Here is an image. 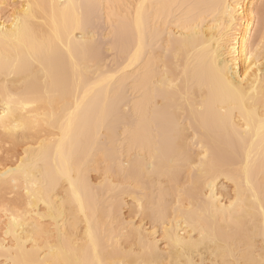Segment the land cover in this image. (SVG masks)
I'll return each instance as SVG.
<instances>
[{"label": "bare ground", "instance_id": "6f19581e", "mask_svg": "<svg viewBox=\"0 0 264 264\" xmlns=\"http://www.w3.org/2000/svg\"><path fill=\"white\" fill-rule=\"evenodd\" d=\"M12 4L43 7L34 10L32 34H12L11 12L0 11V28H8L7 36L0 33V112L5 110V80L14 93L30 87L25 78L11 75L17 61L27 58L25 45L31 47L45 37L55 41L59 35L60 68L69 78L74 76V89L79 87L81 109L63 144L55 139L66 115L61 102L54 104L55 121L47 103L27 109L13 106L12 123L21 124L14 133L15 143H22V154L29 147L37 178L50 186L46 195L52 207L39 203L38 211L51 213L44 221L54 233L51 243H56L55 235L62 234L65 225L69 234L78 226L82 237L91 221L94 230L99 228L102 247L115 249L119 241L127 245L124 259L135 260L143 253L161 264H224L235 259L259 264L264 257V219L259 211L264 199V151L258 121L250 122L247 134L251 162L246 176L247 150L237 139V131L245 125L234 111L237 97L212 72L222 73L229 83L258 99L264 86V0H14ZM138 4L147 6L145 38L134 58L140 42L135 33ZM100 22L109 38L103 48L96 40ZM105 49L114 51L110 65L103 57ZM74 62L82 72L73 73ZM169 82L176 87H169ZM74 89L68 98L72 107L77 99ZM3 142L0 130V145ZM66 162L88 220L77 203H65L71 194L67 181L60 179ZM91 172L99 173V179L92 181ZM221 179L231 183V194ZM125 196L131 198L133 212L148 219V227L142 219L135 222L132 215L123 216ZM129 234L134 237L131 242ZM141 238L150 252L139 247Z\"/></svg>", "mask_w": 264, "mask_h": 264}, {"label": "snow or ice", "instance_id": "6c2138e0", "mask_svg": "<svg viewBox=\"0 0 264 264\" xmlns=\"http://www.w3.org/2000/svg\"><path fill=\"white\" fill-rule=\"evenodd\" d=\"M42 7L33 4H6L0 0V9L4 10L6 14L11 12V33L14 35L32 34L34 32L33 22L36 20L34 10ZM127 7L131 9L133 6L128 5ZM134 7L135 33L140 41L133 54L135 58L139 56L143 47L146 23L144 9L147 6L138 4ZM231 11L229 9V12ZM261 27L264 28V16H262ZM0 33L7 36V25L0 28ZM57 42L62 44L59 35L56 36L55 41L51 37H45L36 40L31 47L25 45L28 47L27 58L23 62L18 60L11 73V75H18L29 82L30 87L25 92L14 93L9 89V81L5 80L4 83L5 110L0 112V130L4 133V142L0 146V168L3 169L0 171V264H161L159 260L145 258L143 253L137 255L135 260L122 258L123 255H127V245L123 241H119L115 249L102 247L99 228L94 230L91 221L88 222V227L84 230L82 237L79 235L78 226L75 227L72 234H69L67 225H65L64 232L55 235L56 243H51L54 233L44 223L51 213L38 211L39 203H44L48 209L52 207L49 203V196L46 195L50 191V186L46 181L41 185L37 178L35 167L29 162V147L24 148L22 155L18 150L13 151V148L17 147L14 133L20 130L21 124L13 125L12 121L16 120V115L13 112L14 105L21 109H27L36 107L38 103H47L49 107H53L51 119L55 121L57 116L54 104L59 101L65 108L66 115L59 129L60 136L55 139L63 144L70 135L81 109L79 87L74 89V76L69 78L60 68L56 50ZM171 42L172 34L169 33V47H171ZM261 45L264 46V39L261 40ZM248 59L251 62L252 56H248ZM82 71L79 65L74 62L73 73ZM212 74L223 86L231 89L237 97V108L234 111H239L245 125L242 131H237V139L240 146L247 150L248 162L243 165L244 174L247 176L251 162V151L247 149V134L251 132L250 122L253 120L258 121L257 131L262 140V151H264V86H262L257 99L251 91L229 83L222 73L213 70ZM80 79L83 80L82 75ZM169 87L174 88L176 85L169 82ZM73 89L77 94L75 107L68 103ZM25 97H29L30 102H26ZM45 123H48L47 116H45ZM65 123L67 124L66 128ZM35 130L34 127L33 131ZM201 148L204 150L203 145ZM57 153L60 154L59 147H57ZM202 159H207V152ZM65 167L66 170L61 173L60 179L66 180L71 188L69 201L65 203H77L80 214L84 215L82 196L75 186L67 162ZM251 187L252 185L249 183V188ZM235 203L234 201L233 204ZM259 211L261 218L264 219V199L260 201ZM61 214H64L63 208ZM84 219L88 220V217L84 215ZM124 227L127 230L128 226L124 225ZM128 239L131 242L134 237L129 234ZM41 241H46L47 246L41 247ZM136 247L133 244L132 250L136 251ZM139 247L145 252L151 251L150 245L146 247L142 238ZM178 264H184V261H179ZM188 264H192V261H188ZM224 264H255V262L235 259L225 260ZM259 264H264V257L259 261Z\"/></svg>", "mask_w": 264, "mask_h": 264}, {"label": "rangeland", "instance_id": "374dc122", "mask_svg": "<svg viewBox=\"0 0 264 264\" xmlns=\"http://www.w3.org/2000/svg\"><path fill=\"white\" fill-rule=\"evenodd\" d=\"M4 1V3H6V4H12L13 3V1L14 0H3ZM16 1V0H15ZM0 11H2V9H0ZM3 12V11H2ZM5 12V11H4ZM103 23H101L100 22V24L98 23V26H99V28H101V29H98L99 31V33L97 34V36H96V40H98L99 42V44L101 45V47L103 48V47H105L106 45H107V42L109 41V38H108V36H107V34H106V31H105V26L104 25H102ZM102 25V26H101ZM104 26V27H103ZM100 31H101V33H100ZM102 34H106V35H102ZM106 43V44H105ZM104 50V49H103ZM104 52V53H103ZM102 53L104 54L103 55V57H104V60L106 61V59H107V61H106V64H108V65H110L111 63H112V59H113V56H114V51H112V50H106L105 49V51H103ZM113 53V54H112ZM112 54V55H111ZM22 144V143H21ZM20 143L17 145V147H15V148H13V151H19L20 153H21V155H22V148H23V145H21ZM3 144H1L0 146H2ZM98 176H99V173H95V172H91L90 173V178L92 179V181H96V180H98L99 178H98ZM181 180H184L183 178H181ZM180 180V181H181ZM221 183L224 185L225 184V187H227L226 188V190H228L229 191V194H231L232 193V187H231V183L230 182H227V181H225V180H223V179H221ZM228 184V185H227ZM124 200H125V204L126 205H124L123 207L124 208H122V213H123V216H125L126 218L127 217H129V215H132V217H133V220L135 221V222H137L139 219L141 220L142 219V216L140 215V213H135V212H133V205L131 204L132 203V200H131V198L130 197H128V196H125L124 197ZM129 209H131V210H129ZM131 211V212H130ZM133 212V213H132ZM130 213V214H129ZM135 213V214H134ZM141 216V217H140ZM142 222H143V224L144 225H146L145 227H148L149 226V221H148V219H142Z\"/></svg>", "mask_w": 264, "mask_h": 264}]
</instances>
